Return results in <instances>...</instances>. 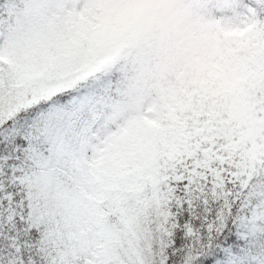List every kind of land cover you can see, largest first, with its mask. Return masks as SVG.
I'll list each match as a JSON object with an SVG mask.
<instances>
[{
  "label": "snow or ice",
  "instance_id": "6c2138e0",
  "mask_svg": "<svg viewBox=\"0 0 264 264\" xmlns=\"http://www.w3.org/2000/svg\"><path fill=\"white\" fill-rule=\"evenodd\" d=\"M0 264H264V0H0Z\"/></svg>",
  "mask_w": 264,
  "mask_h": 264
}]
</instances>
